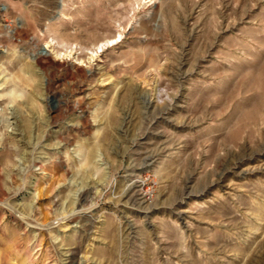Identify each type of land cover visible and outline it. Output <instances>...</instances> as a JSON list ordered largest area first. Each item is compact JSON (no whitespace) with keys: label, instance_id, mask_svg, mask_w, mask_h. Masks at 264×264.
Instances as JSON below:
<instances>
[{"label":"rangeland","instance_id":"rangeland-1","mask_svg":"<svg viewBox=\"0 0 264 264\" xmlns=\"http://www.w3.org/2000/svg\"><path fill=\"white\" fill-rule=\"evenodd\" d=\"M0 264H264V0H0Z\"/></svg>","mask_w":264,"mask_h":264},{"label":"bare ground","instance_id":"bare-ground-1","mask_svg":"<svg viewBox=\"0 0 264 264\" xmlns=\"http://www.w3.org/2000/svg\"><path fill=\"white\" fill-rule=\"evenodd\" d=\"M43 51H46V50H48V45H45L44 47H43Z\"/></svg>","mask_w":264,"mask_h":264}]
</instances>
